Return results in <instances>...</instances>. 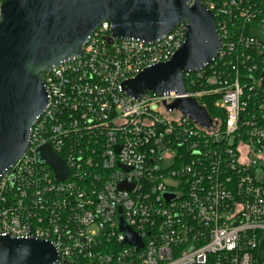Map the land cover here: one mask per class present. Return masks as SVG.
<instances>
[{
    "label": "built area",
    "instance_id": "2783aa9c",
    "mask_svg": "<svg viewBox=\"0 0 264 264\" xmlns=\"http://www.w3.org/2000/svg\"><path fill=\"white\" fill-rule=\"evenodd\" d=\"M202 3L222 47L184 73V94L135 98L122 83L168 61L186 23L145 42L112 37L104 21L78 57L43 73L47 108L0 178V235L52 242L55 264H264V0ZM180 97L211 125L170 108ZM46 144L63 179L38 158ZM121 218L142 246L125 241Z\"/></svg>",
    "mask_w": 264,
    "mask_h": 264
},
{
    "label": "water",
    "instance_id": "95a60500",
    "mask_svg": "<svg viewBox=\"0 0 264 264\" xmlns=\"http://www.w3.org/2000/svg\"><path fill=\"white\" fill-rule=\"evenodd\" d=\"M104 21L111 23L112 37L145 42L159 41L186 23L185 41L168 61L146 67L122 83L123 90L135 98L146 91L184 94V73L210 64L222 47L215 17L202 0H2L0 178L24 154L33 125L47 108L43 73L78 57ZM169 107L181 109L202 125L212 123L193 98L180 97ZM37 153L40 162L54 168L57 178L67 176L64 161L49 145ZM120 229L126 233V242L143 245L123 218ZM58 259L56 246L48 240L0 235V264H55Z\"/></svg>",
    "mask_w": 264,
    "mask_h": 264
},
{
    "label": "trees",
    "instance_id": "16d2710c",
    "mask_svg": "<svg viewBox=\"0 0 264 264\" xmlns=\"http://www.w3.org/2000/svg\"><path fill=\"white\" fill-rule=\"evenodd\" d=\"M0 2H1V0H0ZM210 100H211V99H209L208 102H209ZM208 105H210V104H208ZM207 108H208V109L211 111V113H212V108H211L210 106L207 107ZM208 109H207V110H208ZM209 110H208V111H209ZM209 113H210V112H209Z\"/></svg>",
    "mask_w": 264,
    "mask_h": 264
},
{
    "label": "rangeland",
    "instance_id": "374dc122",
    "mask_svg": "<svg viewBox=\"0 0 264 264\" xmlns=\"http://www.w3.org/2000/svg\"><path fill=\"white\" fill-rule=\"evenodd\" d=\"M2 1V0H1ZM1 3V2H0Z\"/></svg>",
    "mask_w": 264,
    "mask_h": 264
}]
</instances>
